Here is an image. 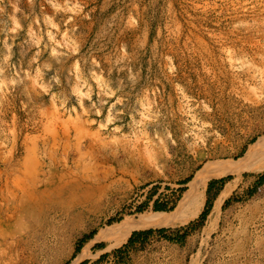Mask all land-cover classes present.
Wrapping results in <instances>:
<instances>
[{
	"label": "rangeland",
	"instance_id": "1",
	"mask_svg": "<svg viewBox=\"0 0 264 264\" xmlns=\"http://www.w3.org/2000/svg\"><path fill=\"white\" fill-rule=\"evenodd\" d=\"M260 137L264 0H0V264H264ZM217 165L185 224L91 242Z\"/></svg>",
	"mask_w": 264,
	"mask_h": 264
},
{
	"label": "bare ground",
	"instance_id": "2",
	"mask_svg": "<svg viewBox=\"0 0 264 264\" xmlns=\"http://www.w3.org/2000/svg\"><path fill=\"white\" fill-rule=\"evenodd\" d=\"M263 139L264 137L257 139L251 148L246 152V155L250 156L252 154L250 151L251 149L256 150L261 148L264 141ZM244 166L245 165L238 167L237 170L243 168ZM231 169L232 168L227 167L225 171H233ZM255 169L259 172L263 171L264 161ZM221 172L223 173L224 169H222L219 165L208 168L206 166L198 173L199 175L190 182L189 189L183 193V196L178 201L177 206L173 211H154L138 217H125L123 220L119 221V223H115L110 227L99 230L91 242L105 241L118 243L120 239L126 238V236L133 230L174 227L185 224L200 212L204 203L203 190L208 179L220 175ZM228 189L229 184L226 183V186L220 191V194L214 201L209 217L218 211L226 193L228 192ZM112 245H109L108 247H111Z\"/></svg>",
	"mask_w": 264,
	"mask_h": 264
},
{
	"label": "trees",
	"instance_id": "3",
	"mask_svg": "<svg viewBox=\"0 0 264 264\" xmlns=\"http://www.w3.org/2000/svg\"><path fill=\"white\" fill-rule=\"evenodd\" d=\"M228 179V178H227ZM225 181V179H220V180H217V181H211L207 184V187H206V191H205V194H206V200H205V204H204V207H203V210L202 212L200 213L199 215V219H200V223H202V221L206 218L210 208H211V198H210V191H211V187H212V184L215 183V182H218L220 184H223ZM262 182H264V176H261L257 183L258 184H261ZM166 209L161 206V205H157V204H154L153 206V211H165ZM154 231L153 230H147V231H142V232H134L131 234V236L128 238V241L127 243L128 244H132L134 239L140 237V236H147L149 234H152ZM158 234H164V230L163 229H160V230H157L156 231ZM92 235L88 236V237H85L86 238H90ZM80 249L79 248H76V252H78Z\"/></svg>",
	"mask_w": 264,
	"mask_h": 264
}]
</instances>
